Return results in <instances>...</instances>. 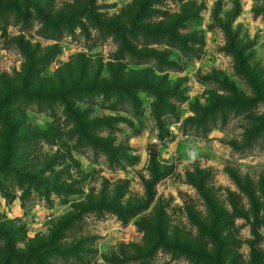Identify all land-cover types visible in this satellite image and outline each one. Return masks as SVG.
Returning <instances> with one entry per match:
<instances>
[{"label": "rangeland", "instance_id": "obj_1", "mask_svg": "<svg viewBox=\"0 0 264 264\" xmlns=\"http://www.w3.org/2000/svg\"><path fill=\"white\" fill-rule=\"evenodd\" d=\"M3 163L0 264H264V0H0Z\"/></svg>", "mask_w": 264, "mask_h": 264}, {"label": "trees", "instance_id": "obj_2", "mask_svg": "<svg viewBox=\"0 0 264 264\" xmlns=\"http://www.w3.org/2000/svg\"><path fill=\"white\" fill-rule=\"evenodd\" d=\"M6 5L2 6V8L7 11L10 8L7 7L8 3H4ZM262 125L256 127L255 132L259 130ZM263 128V127H261ZM260 128V129H261ZM255 138L254 132L251 133L250 140ZM4 163L0 165V173L3 171ZM5 170V169H4ZM221 220L219 218H212L210 224L207 227H204L200 230V234L209 240V243L212 245L211 249H202L198 250L193 248L192 246L182 245L180 243H171L163 245L165 243H161V245H157V248L160 246L168 248V250L176 252L180 255H185L188 259L194 261L196 264H226L225 259L227 256L226 246L224 240L221 236ZM162 234V233H161ZM163 235V234H162ZM164 240V236H162ZM155 247L151 248V253L147 252L145 255H140L141 258L148 257V255L152 254V252L156 251Z\"/></svg>", "mask_w": 264, "mask_h": 264}]
</instances>
